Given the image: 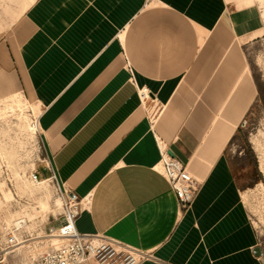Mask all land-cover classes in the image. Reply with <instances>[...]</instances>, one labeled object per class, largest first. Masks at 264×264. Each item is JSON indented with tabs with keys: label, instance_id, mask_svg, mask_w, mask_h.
<instances>
[{
	"label": "crops",
	"instance_id": "obj_1",
	"mask_svg": "<svg viewBox=\"0 0 264 264\" xmlns=\"http://www.w3.org/2000/svg\"><path fill=\"white\" fill-rule=\"evenodd\" d=\"M5 1L0 101L39 109L58 182L88 202L77 231L152 253L142 264H264L230 154L259 94L245 50L264 38L256 5ZM160 143L201 182L189 209L155 169Z\"/></svg>",
	"mask_w": 264,
	"mask_h": 264
},
{
	"label": "rangeland",
	"instance_id": "obj_2",
	"mask_svg": "<svg viewBox=\"0 0 264 264\" xmlns=\"http://www.w3.org/2000/svg\"><path fill=\"white\" fill-rule=\"evenodd\" d=\"M250 5H256L264 21V0H250ZM8 7L0 0V25L13 19L9 16L12 13L7 14ZM263 33L264 28L259 34ZM245 50L259 94L230 154L243 175L244 202L264 251V38ZM31 105L21 95L0 101L2 114L7 106L12 108L0 119V224L17 226L28 240L19 247L16 264L33 261L39 253L57 246L46 242V229L61 220L63 212L60 188L43 180L50 173L42 164L45 153L38 129L39 109ZM36 167L39 180L50 181L47 186L32 180Z\"/></svg>",
	"mask_w": 264,
	"mask_h": 264
},
{
	"label": "built area",
	"instance_id": "obj_3",
	"mask_svg": "<svg viewBox=\"0 0 264 264\" xmlns=\"http://www.w3.org/2000/svg\"><path fill=\"white\" fill-rule=\"evenodd\" d=\"M140 97L142 103L150 99L149 93H142ZM159 149L161 161L155 169L162 173L171 186L179 206L189 209L200 192L201 182L189 172L188 165L171 156L166 146L160 143ZM42 164L45 166L44 170L50 173L45 179L51 180L60 188L63 201V212L60 215L63 223L58 227L49 226L46 229V238L62 239L64 243L59 247L52 246L39 253L33 261L28 260L23 264H142L154 258L152 253L134 249L103 235L80 234L76 229V220L86 209L88 202L72 197L71 193L61 186L46 154ZM33 178L39 180L37 171ZM25 237L23 230L17 226L0 224V264H16L17 258L20 257L19 247L28 242Z\"/></svg>",
	"mask_w": 264,
	"mask_h": 264
},
{
	"label": "bare ground",
	"instance_id": "obj_4",
	"mask_svg": "<svg viewBox=\"0 0 264 264\" xmlns=\"http://www.w3.org/2000/svg\"><path fill=\"white\" fill-rule=\"evenodd\" d=\"M142 93H146V94H148V92L147 91H143ZM12 108H10L9 106H7V109H5V110H3V112L4 113H7L8 111H9V113H10V110H11ZM8 110V111H7ZM3 113V114H4ZM3 114H2V112H1V110H0V119H1V117L3 116ZM38 129L40 130V128H39V125H38ZM36 171V170H35ZM35 171H34V173H35ZM34 173H33V175H34ZM33 175H32V180L33 181H35L36 183H39V185H41V186H47V184L50 182V181H42V180H34V178H33ZM59 199L61 200V204H62V199L59 197ZM47 243L48 242H53V244H56L57 246H53V247H59L60 245H62V243H64V241L62 240V239H58V238H55V239H49L48 241H46ZM20 249V248H19Z\"/></svg>",
	"mask_w": 264,
	"mask_h": 264
},
{
	"label": "water",
	"instance_id": "obj_5",
	"mask_svg": "<svg viewBox=\"0 0 264 264\" xmlns=\"http://www.w3.org/2000/svg\"><path fill=\"white\" fill-rule=\"evenodd\" d=\"M255 254L257 256H262L263 255V250L261 247H258L256 250H255Z\"/></svg>",
	"mask_w": 264,
	"mask_h": 264
}]
</instances>
